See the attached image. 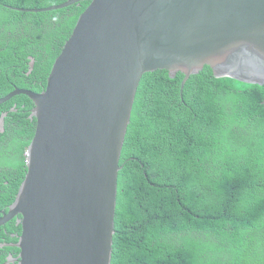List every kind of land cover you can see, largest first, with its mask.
Masks as SVG:
<instances>
[{
  "label": "trees",
  "instance_id": "1",
  "mask_svg": "<svg viewBox=\"0 0 264 264\" xmlns=\"http://www.w3.org/2000/svg\"><path fill=\"white\" fill-rule=\"evenodd\" d=\"M64 1L0 0L1 95L15 86L46 88L88 2L33 15L10 7ZM30 55L36 64L28 75ZM184 78L156 71L139 83L121 161L112 264H264V86L217 78L205 67L183 97ZM32 107L27 97L0 106V118L10 111L0 163L20 168L4 177L9 187L0 184L9 196L0 208L27 170Z\"/></svg>",
  "mask_w": 264,
  "mask_h": 264
},
{
  "label": "water",
  "instance_id": "2",
  "mask_svg": "<svg viewBox=\"0 0 264 264\" xmlns=\"http://www.w3.org/2000/svg\"><path fill=\"white\" fill-rule=\"evenodd\" d=\"M82 1L44 92L18 93L33 101L37 126L20 194L0 218L21 215L18 264H112L121 161L144 74H184L183 97L205 67L264 84V0H70L41 11Z\"/></svg>",
  "mask_w": 264,
  "mask_h": 264
},
{
  "label": "clouds",
  "instance_id": "3",
  "mask_svg": "<svg viewBox=\"0 0 264 264\" xmlns=\"http://www.w3.org/2000/svg\"><path fill=\"white\" fill-rule=\"evenodd\" d=\"M68 1H70V0H66V1H64V2H62L61 4H64V3H66V2H68ZM83 2H87V1H82V2H80V3H77V4H75V5H78L79 7L81 6V3H83ZM61 4H58V5H61ZM89 4V3H88ZM42 5V4H41ZM41 5L40 6H30V5H27V6H25V7H18V8H13V7H10L11 9H13V10H16L18 13H21V14H39V13H44L43 11H41V10H45L46 8H49V7H53V6H58V5H52V6H44V7H42L41 8ZM74 6V5H73ZM88 6V5H87ZM69 8V7H68ZM87 8V7H86ZM85 8V9H86ZM66 9V8H65ZM84 9V10H85ZM60 10H63V9H60ZM84 10H83V12H84ZM56 11V10H55ZM51 12V11H50ZM82 12V13H83ZM81 13V14H82ZM80 14V15H81ZM79 20V19H78ZM78 22V21H77ZM76 25H77V23H76ZM76 27V26H75ZM75 29V28H74ZM74 31V30H73ZM72 34H73V32H72ZM72 36V35H71ZM71 36H70V38H71ZM69 38V39H70ZM68 39V40H69ZM67 40V41H68ZM67 41H66V43H67ZM65 43V44H66ZM65 46V45H64ZM64 46H63V49H62V51L64 50ZM59 57V56H58ZM29 60H30V62H29V71H28V75H30L32 72H33V70H34V68H35V64H36V59H35V57L34 56H32V55H30L29 56ZM32 62H34V66L32 67L31 66V63ZM53 68V67H52ZM51 71H52V69H51ZM51 71H50V73H51ZM50 73H49V75H50ZM49 75H48V77H49ZM185 76V75H184ZM224 77V76H223ZM185 79V78H184ZM47 82H48V80H47ZM245 83H248V82H245ZM248 84H256V83H248ZM259 86H261V84H259ZM263 86H264V84H263ZM47 87V86H46ZM46 89V88H45ZM44 89V90H45ZM44 90L41 92V93H43L44 92ZM31 92V93H34V94H41V93H35V92H33V91H31V90H24V89H20L19 87H17V86H15L14 88H13V90L11 91V93L10 94H8V95H1L0 94V106L1 105H4L5 103H7V102H10L11 100H13L14 98H18V97H27L30 101H31V104H33V107H32V109L34 108V103H33V101L28 97V96H26V95H18V93L19 92ZM24 107H26V105L24 104ZM32 109H31V113H30V118H31V114H32ZM11 112H16L17 111V105H15L11 110H10ZM10 111H6V112H3V115H1V118H0V124H3V127H1L0 128V135L1 134H3L4 132H5V128H6V119H7V116H8V114H9V112ZM32 119V118H31ZM36 120V119H35ZM37 127V126H36ZM30 146V145H29ZM25 158H26V160H25V166H28V164L30 163V161H28V154H27V151H26V153H25ZM24 166V167H25ZM23 167V168H24ZM20 170V168L17 170V168H15V165L14 164H4V163H0V184H5L7 187H9V185H10V183L9 182H6V181H4V177L5 176H7V175H10V173H17L18 171ZM23 172H24V178H23V181L20 183V185H19V188H18V191H17V193L15 194V195H13L12 196V199H11V201L9 202V203H7L6 205H5V207H1L0 208V217H1V215H4V214H8L9 212H10V210H11V207L16 203V201H17V198H18V196H19V194H20V188H21V186H22V184H23V182L25 181V179H26V176H27V172H28V170H24L23 169ZM8 198H9V196L8 195H3V194H0V203H3L5 200H8ZM21 220V215L19 214L18 216H16V217H14L11 221H14V220ZM19 220H18V224L20 225V227H22L21 226V223H19ZM21 235V234H20ZM20 235H19V237H20ZM18 237V238H19ZM16 243H18V242H16ZM16 243H12V242H3V243H0V244H4V245H0V248H5V247H17L18 248V250H19V254H20V248L18 247V246H16L15 244ZM19 254H18V257H19ZM10 257H14L13 255H10ZM18 257H16V258H18ZM15 258V259H16ZM6 264H18V260H8L7 261V263Z\"/></svg>",
  "mask_w": 264,
  "mask_h": 264
},
{
  "label": "flooded vegetation",
  "instance_id": "4",
  "mask_svg": "<svg viewBox=\"0 0 264 264\" xmlns=\"http://www.w3.org/2000/svg\"><path fill=\"white\" fill-rule=\"evenodd\" d=\"M4 215H1L3 217ZM0 217V218H1ZM14 223V227L17 228L20 225L17 223V220L10 221L8 223H5L3 225H0V239H3L0 241V243L3 242H12L16 243L19 241V238L16 240H11L4 236V234L8 235L10 233L11 238L13 237H19L18 233L15 232V228L11 227L10 225ZM19 250L17 247H5L0 248V264H6L8 260H15L16 257H18ZM10 255H13L14 257H10Z\"/></svg>",
  "mask_w": 264,
  "mask_h": 264
},
{
  "label": "rangeland",
  "instance_id": "5",
  "mask_svg": "<svg viewBox=\"0 0 264 264\" xmlns=\"http://www.w3.org/2000/svg\"><path fill=\"white\" fill-rule=\"evenodd\" d=\"M230 245H231V244H230ZM232 246H233V245H231V250H232Z\"/></svg>",
  "mask_w": 264,
  "mask_h": 264
},
{
  "label": "bare ground",
  "instance_id": "6",
  "mask_svg": "<svg viewBox=\"0 0 264 264\" xmlns=\"http://www.w3.org/2000/svg\"><path fill=\"white\" fill-rule=\"evenodd\" d=\"M29 169V167L27 166V170Z\"/></svg>",
  "mask_w": 264,
  "mask_h": 264
}]
</instances>
